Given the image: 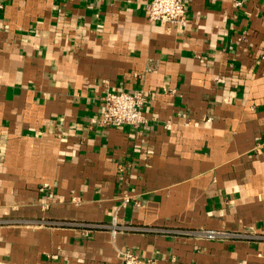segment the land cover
Returning <instances> with one entry per match:
<instances>
[{
    "label": "crops",
    "instance_id": "crops-1",
    "mask_svg": "<svg viewBox=\"0 0 264 264\" xmlns=\"http://www.w3.org/2000/svg\"><path fill=\"white\" fill-rule=\"evenodd\" d=\"M150 1L0 0V264H264V0Z\"/></svg>",
    "mask_w": 264,
    "mask_h": 264
},
{
    "label": "built area",
    "instance_id": "built-area-1",
    "mask_svg": "<svg viewBox=\"0 0 264 264\" xmlns=\"http://www.w3.org/2000/svg\"><path fill=\"white\" fill-rule=\"evenodd\" d=\"M186 12L187 6L184 0H151L147 7L151 22L172 26H184ZM144 104L145 94L142 91L133 93L108 91L104 96L102 115L97 123L102 127L132 126L139 128L146 122L142 112ZM201 233L208 239L226 236L225 233L215 230H204ZM122 264H151V260H147L135 252L125 251Z\"/></svg>",
    "mask_w": 264,
    "mask_h": 264
}]
</instances>
